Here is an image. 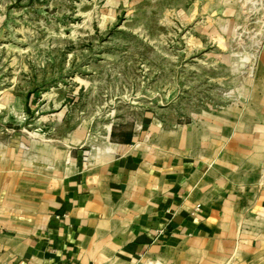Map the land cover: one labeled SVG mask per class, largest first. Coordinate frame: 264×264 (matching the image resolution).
<instances>
[{"label":"crops","instance_id":"crops-1","mask_svg":"<svg viewBox=\"0 0 264 264\" xmlns=\"http://www.w3.org/2000/svg\"><path fill=\"white\" fill-rule=\"evenodd\" d=\"M255 107L144 114L88 144L0 111V264H264V94Z\"/></svg>","mask_w":264,"mask_h":264},{"label":"rangeland","instance_id":"rangeland-1","mask_svg":"<svg viewBox=\"0 0 264 264\" xmlns=\"http://www.w3.org/2000/svg\"><path fill=\"white\" fill-rule=\"evenodd\" d=\"M262 94L264 0H0V111H23L16 127L48 118L97 143L144 114L254 112Z\"/></svg>","mask_w":264,"mask_h":264},{"label":"built area","instance_id":"built-area-1","mask_svg":"<svg viewBox=\"0 0 264 264\" xmlns=\"http://www.w3.org/2000/svg\"><path fill=\"white\" fill-rule=\"evenodd\" d=\"M92 148H93V146H91ZM88 148V149H85L84 151H83V154H82V158H83V160H86L88 157H89V155H90V152H91V149L92 148Z\"/></svg>","mask_w":264,"mask_h":264}]
</instances>
